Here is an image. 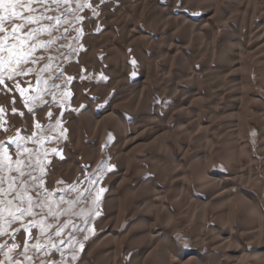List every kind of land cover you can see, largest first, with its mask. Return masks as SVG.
I'll return each mask as SVG.
<instances>
[{
	"label": "bare ground",
	"instance_id": "1",
	"mask_svg": "<svg viewBox=\"0 0 264 264\" xmlns=\"http://www.w3.org/2000/svg\"><path fill=\"white\" fill-rule=\"evenodd\" d=\"M185 1L134 0L133 11L126 12V6L125 11L116 10L93 0V5L101 8L102 32H86L95 19L87 21L80 43L89 52L81 54L78 65L66 69L71 70L69 94L74 105L83 106L79 115L66 111L61 119L75 145L48 157L46 166L65 171V178L80 175L84 166L100 158L104 134L116 136L111 152L118 175L110 174L101 183L100 218L93 225L95 237L87 244L81 264H93L91 257L96 256L95 264H125L122 255L133 249L136 253L131 264H264V212L256 203L257 198L264 199V180L251 177V169L240 160L241 154L249 151L240 126L245 107H254L257 114L250 120L264 129V98L250 95L248 99L242 90L252 87L244 77L252 62L264 64V11L257 16L259 0H189L191 7L199 9V18L193 19L188 11L172 8L175 2ZM146 12L148 30L140 31L136 17ZM219 26L226 32H219ZM158 37L161 43L157 46ZM98 48L105 52L106 65L96 67L93 51ZM146 48L153 56L148 57ZM247 57L250 63L245 61ZM175 61L179 68L173 66ZM93 67L105 75L107 83L86 84V90L95 95L92 101L93 97L80 92L76 75ZM134 67L138 72L132 71ZM199 72H205L204 86L198 82ZM149 76L158 90L170 92L176 110L160 112L162 97L148 86ZM259 76L264 79L263 74ZM12 87L7 81L0 85V91L13 95L12 105L0 99L4 109L0 118L7 116L13 124L21 117L23 130L29 132L31 116ZM108 94L112 96L106 101ZM206 104L211 110L204 108ZM98 105L103 106L99 111L95 109ZM179 109L185 111V118H179ZM167 118L175 119L181 140L174 136L171 143L167 138L170 129L162 123ZM39 121L46 122L44 118ZM181 123L186 124L179 127ZM211 125L217 133L209 137L203 132ZM85 135L89 140L84 141ZM139 148L147 153L145 157L135 154ZM153 149L158 150L156 158H152ZM80 152L87 156L81 163L75 159ZM214 162L224 164L232 173H210L208 166ZM130 174L135 177L133 183ZM191 180L200 195L191 191ZM207 208L210 227L204 223ZM195 216L200 221L195 235L198 242L185 250L175 243L174 233L178 229L186 232V224ZM126 219L127 225L121 229ZM203 249L211 253L209 263L199 253Z\"/></svg>",
	"mask_w": 264,
	"mask_h": 264
},
{
	"label": "rangeland",
	"instance_id": "2",
	"mask_svg": "<svg viewBox=\"0 0 264 264\" xmlns=\"http://www.w3.org/2000/svg\"><path fill=\"white\" fill-rule=\"evenodd\" d=\"M94 1H99L101 3V0H94ZM76 2L77 0H73V4H72L73 8H75ZM79 2L83 3L84 0H79ZM87 2L90 5V7L82 8L75 15L68 14L65 17L64 15H61V13L64 11L65 6L61 5L60 8L57 10V6L55 4H52L51 0H49V3L46 5V7H50L51 9H53V11L48 12L47 15L60 16V19L62 21L60 25H57L58 30L53 32V35L58 37L56 44H54L51 47V49L48 51L38 49L37 52L34 54L35 56L43 57V59H40L39 62L36 64L30 63L26 67L35 68L36 71H33L24 77H17L15 81H10V80H7V78H5V82L7 81L9 84L13 86L12 88L14 90V95H16L18 99L22 101L24 106H25L24 97L20 95L19 90L15 87L16 83H19L20 87L28 89V91L25 93V96L35 95L36 93L33 91V89L37 87L39 89H44V91L41 94L42 99L30 102V106L32 107V112L29 114L32 120H30V123L28 124L29 125L28 127H30L29 132L28 131L26 132L25 130H23L25 125H24V122H21L22 120L21 117H19L20 119L18 118L19 120H16L15 123L13 124H11V118L7 116L0 118V147H3L4 149L7 150L8 155L12 157V163L14 164L18 156L17 144L10 143V141L14 140L17 137V134H19L20 137H24V139L19 141L20 153H23V158L26 159L30 155L32 159V168L25 169L26 173L31 172L32 174L31 176L27 177V182L31 189L29 192V195H32L37 190L39 181L42 179L44 182L45 188L41 191L42 192L51 191L53 194L52 199L60 202L59 208L56 209L58 212H60L59 219L57 221L51 220V218L46 219V223H52L53 227L48 229L45 235L39 236V228H33L31 227V225H29L31 234L37 236L38 240L29 239L30 233L24 230V227L19 221L16 224L12 225V228H18L19 232H12V228L9 229V232L12 233V236H14L15 239H12L11 236L9 235L0 236V245H3V244L18 245L15 251L10 253V255H12L14 258L23 259L22 256L17 257V253L24 252L23 244L26 239L28 240L29 245L35 244L37 242L43 245L40 251H37L36 249L29 247L28 255L32 257V260L28 261L27 264H42V262L43 264H47L49 260H54L55 262H57V264H81V259H82V256L84 255V250L87 244L95 237L94 230L91 232L87 230L90 228L93 229L94 223L97 222L100 218V215L95 216V211H94L95 205L93 204V200L96 196V190L101 188L102 181L105 178H107L110 174L114 173L118 175L116 173L117 172L116 167L112 164L113 154L111 152V148L115 145V142L117 139H116V136H114L111 132H107L103 136V139H102L103 148H102L101 155L98 161L95 162L94 164L92 163L90 165L84 166L80 175L79 174H76L74 176L71 175L69 176L70 177L69 179L68 176H66L67 178L62 176L63 175L62 173L66 174L65 171H62V173H59V171L57 172L55 168H50V167L46 168L47 163H48L47 161L48 157H51V156L56 157L57 153H60L61 150L64 149L66 146L73 147L75 145L74 141L70 139L68 129H66V125L63 124L61 119L63 118L62 116L65 114L64 112L66 111L68 112L71 111L74 114L79 115L83 109V106L76 105L77 106L76 107L74 105L75 103L74 97L69 94V90L72 87V81L70 82L67 81V77L70 76L69 71L71 70L67 71L66 69L68 68L72 69V66L78 65V60L81 54L82 53L86 54L87 52H89L88 50H86L87 48L81 47L80 39H81L82 33L85 31L89 32L90 30V32L92 31L91 33L100 35L102 32L101 27H102L103 19L102 20L99 19V13L101 11V8L99 6L93 5V0H87ZM133 2L134 0H104L103 3L107 6L109 5L110 7H114L116 10H119V9L121 10L122 8V11L123 10L125 11V8H126V12L127 11L132 12ZM185 2H186L185 4L175 2L173 4L174 7L172 6V8L174 10H183V11L186 10L185 11L186 13L188 11V14L190 13L189 15L193 19L199 18V14H198L199 9L193 6L191 7L189 0H186ZM256 5H255V9L257 10L256 14H259L257 15L259 17L262 15L264 11L263 10L264 3L263 1L259 0V2L257 1ZM93 8H95V12H96L95 15L93 14ZM43 11H44V8L41 7L39 9V12H43ZM148 15H149V12H146L143 15H140L141 17L140 16L136 17L137 27L140 29V31L148 30L147 24L150 18ZM76 16L83 17V19L80 21H77ZM258 17L256 18L260 20ZM65 19H67L68 21L67 23H63ZM91 19L93 20L95 19L94 22L92 23L93 25L90 24L88 28L85 30L84 27L86 26L87 21ZM43 23L47 24L48 21H43ZM53 23H55V21H53ZM65 28L68 29L67 32H65ZM77 29H79V31H77ZM83 29L85 31H82ZM119 29L120 28L116 29V32L118 34L121 33L120 31L121 29L120 30ZM218 29H219V32H224V33L226 32L225 29L222 28L221 26H219ZM49 38L50 37L47 36V34H45V35H42L39 39L46 41ZM160 43H161V37L156 38L155 45L157 44L158 46V44ZM145 50L148 54V57H150L151 55L153 56L152 51L149 48H146ZM149 50L151 52H149ZM104 54L105 52L103 50H100L99 48L93 51V55H95L94 57L98 61V65L95 64L96 67L101 66L103 64L106 65V63H104L105 62ZM49 56L52 57L51 61L47 59ZM128 61L131 63L132 59L129 58ZM245 61L250 63L251 58L247 57L245 58ZM49 63H50L49 70L44 72L41 75L40 84L37 85L36 83L37 72L42 67H44L45 64H49ZM252 63L253 65H251L248 71H246L244 74V77L246 78V80L248 78L250 79V82L252 83V87L250 89L243 88L242 90L244 93L247 94L246 96L248 99H250V95H258L264 98V79L260 78L259 76L260 74L264 75V64H262V62L259 63V65L255 64V62H252ZM172 64L175 67V69L176 67L179 68L178 63L176 61L173 62ZM96 67H93L92 69L83 70L84 72L82 71L80 74L76 75V80L80 84V87H81V88L79 87L80 92L90 96L91 98L93 97L92 101L95 100L94 99L95 95L91 94L90 92H88V90H86V84L89 82H93V81L95 83H103V84L107 83V79L105 75L99 72V70ZM132 71L138 72V69L137 68L135 69L134 67ZM203 74H205V72L198 73V82L201 84L203 83V80L205 79ZM129 78L133 79L135 77L133 76ZM45 80L47 81L46 85L44 84ZM188 83L190 82L188 81ZM207 83L211 84L210 82H207ZM57 85L59 87H57ZM148 86L151 88L154 94H158L162 97V102L160 103V108H159L160 112L161 111L169 112L171 109L176 108L175 106L177 103L174 102L172 96L170 95V92H168L169 93L168 94V93H162L161 92L162 90H158L155 80L152 76H149ZM202 86L204 85L202 84ZM8 93L9 92H5L4 90L3 91L1 90L0 99L4 100L5 103L6 102L8 103L10 101L11 103L9 102V104L12 105L13 95H10V93L9 94ZM65 93H68V95H65ZM53 96H55V99H53ZM107 96H106V101L109 100V98H111L112 94H108ZM205 100H207V98L204 99L203 103L205 102ZM107 104L109 103H106V105ZM54 107L56 108L55 110H53ZM102 107L103 106L98 105L95 107V109L99 111ZM24 108L28 111V107L25 106ZM204 108H208L209 110H211V108H209V105L207 104L204 106ZM253 109H254L253 106L245 107L244 108L245 120L243 118L240 121L242 136L244 139L247 140L248 147H249L248 154L245 152L241 154L240 160L242 161L243 165L244 164L245 166L248 165L247 167L251 169L249 173L251 174V177H256V179H259V181H262L264 180V152H263L264 142L261 140L262 138H264V129L262 128L263 129L262 130L261 128L257 127L253 123V121L250 120L252 118L251 117L252 115L257 114L256 110L255 109L253 110ZM177 111L180 112L179 118H185L184 110L179 109ZM49 113L52 114L51 118L49 117ZM40 118L42 119L44 118L46 122L41 123L39 121ZM57 121L60 122L59 125H57ZM162 123L165 127H168L170 129L169 133L167 134V138H169L171 143L174 140V136L175 138H178V140H181L183 138V137L181 138V134L178 133L177 129L175 128L176 124H175L174 118L173 119L167 118ZM185 124L186 123L184 124L181 123L179 127L185 126ZM37 125H39V128H37ZM131 128L132 127H130L129 130ZM215 132H216L215 129H213V126L211 125V126H208L206 131H204L203 133L211 137V136H214L213 133ZM33 133H35V135H33ZM29 137H31V139H28ZM185 138L186 137H184V139ZM85 140H89V137H87L86 135L84 137V141ZM190 141L191 143H194L196 141V137L192 135L190 137ZM218 142L220 143L221 141L218 140ZM202 143H204V141H202ZM220 145L222 146L223 143L222 144L220 143ZM224 146L225 145H223V148ZM24 149H28L29 152L24 153L23 151ZM53 149H55L56 152H53L52 151ZM143 150L144 149L139 148L135 152V154L137 156L145 157L147 153ZM157 151L158 150H155V151L154 149L152 150V158H156L155 156L158 155ZM45 153H47V155H45ZM77 155L75 159L80 161V163L84 162L85 161L84 158L87 157L85 152H82V153L80 152ZM248 157L251 158L250 161L248 160ZM38 160L41 161V163L38 164L37 163ZM58 162H61L63 164V160L60 157H58ZM41 167L44 168L43 176H41V171H40ZM62 167H64L65 169V164H63ZM247 167L244 170L245 172L248 171ZM109 168L111 170H109ZM208 170L210 173L216 172V174H223V175L232 173L228 167H226L224 164L219 163V162L212 163L210 166H208ZM14 175H15L14 172L9 173L6 170L4 172H0V176H3V177H11ZM149 175L151 177L155 176L153 171H150ZM32 176H35L36 180H33ZM190 176L194 180L195 178L194 174L190 173ZM247 176L248 174L244 176V178H247ZM129 177H130L129 178L130 182L133 183L134 178H135L133 174H130ZM83 179L85 181H82ZM93 181H95V183H92ZM190 184H191L190 185L191 191L194 194L200 195V193L196 190V186L192 180L190 181ZM2 186L7 187V184H4ZM73 187L75 188V191L72 190ZM230 189L233 191L235 190L232 187ZM102 199H103V194L100 197L99 206H100ZM65 201L73 202V203L70 205L69 203H66ZM256 203H257L258 208L264 212V199L260 200V197H259L257 198ZM207 211H208L207 218L204 223L207 225V227H210V225H212V222L210 220L211 214H209L210 211L208 210V208H207ZM234 218L237 219V216H235ZM31 219L32 217H26L24 223H27V221ZM37 219H39V217H37ZM189 220L191 222L188 221V223L186 224V227H185L186 232H184L182 229H178L176 231V234L174 233V237H173L175 240V243L178 246L183 247L185 250L189 249L193 244H196L198 242L197 237L195 235L198 230V225L200 222L199 218L198 216H195V218L189 219ZM65 222H67V227L63 228V231L60 236H57L55 234L56 227L62 226ZM126 222H127V219L122 222L121 229L125 228V226L127 225ZM243 233L245 234V232ZM85 236L88 237L87 240L85 239ZM178 237L179 239H177ZM53 244H55L56 247H53ZM80 244L84 245L83 250L80 249ZM184 244H187L188 247L185 248ZM246 245L249 246L250 244L246 243ZM172 247L174 249H177L175 245H173ZM205 250L206 249H203L199 253L202 254V256L206 257L209 263L211 259V256L209 255L211 253L209 254V250H206V251ZM5 251H7V248L0 249V261L5 259L3 255ZM62 252H63V256L61 255ZM135 253H136V249H133L128 253V255L126 256L122 255L123 261L125 262V264H131L130 261L134 258ZM73 255L77 257L76 260L72 259ZM97 257L98 256L91 257L93 264L97 262L95 260Z\"/></svg>",
	"mask_w": 264,
	"mask_h": 264
},
{
	"label": "snow or ice",
	"instance_id": "3",
	"mask_svg": "<svg viewBox=\"0 0 264 264\" xmlns=\"http://www.w3.org/2000/svg\"><path fill=\"white\" fill-rule=\"evenodd\" d=\"M104 0H101L103 3ZM49 3V0H0V85L5 84V78L10 81H15L17 77L27 76L29 73L36 71L35 68L26 67L27 65L36 64L43 57L35 56L34 54L38 49L48 51L51 47L56 44L58 37L53 35L54 31H57V25L62 23L60 16L47 15L48 12L53 11L50 7H46ZM52 4L57 6V10L61 5L65 6L64 11L61 15L65 17L68 14L75 15L82 8L90 7L87 0H84L83 3H80L79 0L76 2L75 8L72 7L73 0H51ZM43 7L44 11L39 12V9ZM93 14L95 15V8H93ZM77 21L83 19V17L76 16ZM43 21H48L47 24H44ZM55 21V23H53ZM67 19L63 23H67ZM7 25V26H6ZM68 29L65 28V32ZM79 31V29H77ZM47 34L50 38L48 40L39 39L42 35ZM51 61L52 57L47 58ZM135 64V61H132ZM50 68V63L45 64L38 72L36 76L37 85L40 84L41 75L48 71ZM71 77H67V81H71ZM44 84H47V81H44ZM15 87L19 90L20 95L24 97L25 106L28 107L29 113L32 112V107L30 102L42 99V92L44 89L34 88L33 91L36 93L32 96H25V93L28 91L27 88L20 87L19 83L15 84ZM57 87H59L57 85ZM68 95V93H65ZM55 99V96H53ZM4 109L0 108V112H3ZM15 111V109H13ZM23 115V113H21ZM51 113L49 117L51 118ZM57 121V125H59ZM39 128V125H37ZM35 135V133H33ZM24 139L17 134V137L10 141V143L17 144L18 156L12 163V157L8 155V152L3 147H0V172L5 170L9 173H15L11 177L0 176V236L9 235L12 239H15L12 236V233L9 232V229L12 228V225L16 224L18 221L21 222L24 230L29 232V239H37L38 237L31 234L29 225L33 228H39V236H43L47 233V230L53 227L52 223H46L47 218L57 221L60 216V212L56 209L59 208L60 202L52 199L51 191H44L45 188L44 182L41 179L37 186V190L29 195L30 186L27 182V177L31 176V172L26 173L25 169L32 168V159L29 155L28 158H23V153H20L19 141ZM28 139H31L29 137ZM24 153H28V149L23 150ZM56 152L55 149L52 150ZM47 155V153H45ZM59 155V153H57ZM41 163V161H37ZM109 170H111L109 168ZM41 175L44 174V168L40 169ZM33 180H36L35 176H32ZM92 183H95L93 181ZM7 184V187L2 185ZM75 191V188L72 189ZM104 189L99 188L96 190V196L93 200L95 205V216L100 215L99 201L100 197L103 194ZM66 202V201H65ZM70 205L73 202H66ZM39 210V211H37ZM26 217H32L31 220L24 223ZM39 217V219H37ZM67 227V222L62 226L56 227V235L60 236L63 228ZM87 231L91 232L93 229H88ZM12 232H19L18 228H12ZM87 240L88 237L85 236ZM179 239V237L177 238ZM18 247L16 244H3L0 245V249L7 248V251L3 253L5 259L0 261V264H27L28 261L32 260V257L28 255L29 247L40 251L43 245L39 242L29 245L28 240L24 241L23 247L24 252L17 253V257L22 256L23 259L14 258L10 253L15 251ZM53 247H56L53 244ZM84 245L80 244V249L83 250ZM184 247L187 248L188 245L184 244ZM63 256V252L61 253ZM76 256L73 255L72 259L76 260ZM43 264V262H42ZM47 264H57L54 260H49Z\"/></svg>",
	"mask_w": 264,
	"mask_h": 264
}]
</instances>
